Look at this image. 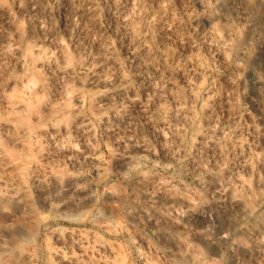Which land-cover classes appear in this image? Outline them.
Segmentation results:
<instances>
[{"label": "rangeland", "instance_id": "374dc122", "mask_svg": "<svg viewBox=\"0 0 264 264\" xmlns=\"http://www.w3.org/2000/svg\"><path fill=\"white\" fill-rule=\"evenodd\" d=\"M263 161L264 0H0V264H264Z\"/></svg>", "mask_w": 264, "mask_h": 264}, {"label": "bare ground", "instance_id": "6f19581e", "mask_svg": "<svg viewBox=\"0 0 264 264\" xmlns=\"http://www.w3.org/2000/svg\"><path fill=\"white\" fill-rule=\"evenodd\" d=\"M233 17H235V18H240L241 17V12H238V11H233ZM259 32V31H258ZM259 34V33H258ZM118 156H120V158L122 159V161L124 162V164H126V165H132V163L133 162H135L134 160H133V158L129 155V154H126V153H120ZM136 161H138V160H136ZM264 162V161H263ZM136 164V163H135ZM200 166H201V164H199ZM133 167V166H132ZM193 167V166H192ZM198 167V166H197ZM195 168H196V166H195ZM195 168H193V169H195ZM202 169V168H201ZM197 171V170H196ZM193 172V171H192ZM229 173V172H228ZM235 173V172H234ZM238 174V173H237ZM226 176V175H225ZM236 176V175H235ZM237 177V180H236V184H240L241 185V178H240V176L238 175V176H236ZM131 178V177H130ZM223 178V177H222ZM234 179V178H233ZM236 179V178H235ZM210 180V179H209ZM259 180V179H258ZM234 181V180H233ZM261 181V180H260ZM72 182V181H71ZM196 182H198V183H201V184H206V186H207V190H208V192L213 196V198L215 199V201H217V202H219V203H222V202H225V201H229V202H231V201H236V203H238L239 201H241L239 198H240V196H239V198H237L236 196H231L230 195V187L228 186V184L231 182H228V181H226V180H222V179H219V178H215L213 181L211 180V181H207V180H203V179H198ZM235 182V181H234ZM233 182V184H232V186L235 184ZM243 182V181H242ZM259 183V182H258ZM261 183V182H260ZM259 183V184H260ZM235 184V185H236ZM40 186V185H39ZM81 185H79V183H77L76 181H75V183H74V181L72 182V184L70 185V184H68V186H66L65 187V193H71V192H75V191H79L80 190V187ZM231 186V187H232ZM237 186V185H236ZM4 188L0 191V201H13V202H15V203H18V204H20V205H23L24 207L25 206H28L29 205V203L30 202H28L27 200H26V198H24L23 197V193L24 192H21L20 190H18L15 186H12V185H6V186H3ZM238 187H239V185H238ZM41 189H43V188H41ZM236 188H234L233 189V191L235 190ZM237 189H239V188H237ZM241 189V188H240ZM23 191V190H22ZM81 191V190H80ZM142 191V190H141ZM161 191V190H160ZM27 192V191H26ZM25 192V193H26ZM85 192H87V193H89L88 191H85ZM151 192V191H150ZM240 192V191H239ZM161 193V192H160ZM43 194V193H42ZM47 194V193H46ZM141 194V193H140ZM147 195L145 196L146 197V199L148 200V202L149 203H152L154 200H156V199H158V198H160L159 196L160 195H156V194H150V193H146ZM58 197H59V195H58ZM259 198H261V197H259ZM258 199V198H257ZM60 200V199H59ZM63 200V197H62V199H61V201ZM160 200V199H159ZM166 200V199H165ZM169 200V199H168ZM52 201H53V199H52ZM52 201H51V198H49L48 196L47 197H44V203L46 204V205H49L50 207H52L53 208V211H55V212H58L60 209H61V206H60V203H58L57 205L55 204L54 206H52L53 205V203H52ZM59 202V201H58ZM155 202V201H154ZM234 203V202H233ZM157 204V203H156ZM153 205V204H152ZM155 206V205H154ZM153 206V207H154ZM188 206V205H187ZM192 206V205H191ZM0 208H2V207H0ZM181 208V207H180ZM5 209V208H4ZM236 209V208H235ZM27 210V209H26ZM3 211V210H2ZM167 212H169V211H167ZM173 212V211H172ZM190 212V211H189ZM237 212V211H236ZM246 212V211H245ZM134 213H135V211H134ZM191 213V212H190ZM8 215V217H9V219H10V221L11 220H15V214L14 213H11V212H8L7 213ZM100 214V213H99ZM247 214H248V212H247ZM59 215H61V214H59ZM62 215L63 216H67V214H65V213H62ZM102 215V214H101ZM101 215H99V216H101ZM105 215V214H104ZM137 215V214H136ZM131 216V215H130ZM164 216V215H163ZM175 217V216H174ZM236 217V216H235ZM170 219H171V216L169 217ZM261 218V217H260ZM152 219V218H151ZM151 219H149V220H151ZM146 220V219H145ZM262 220V219H261ZM260 220V221H261ZM153 221V220H152ZM151 221V222H152ZM113 223H114V225H116L115 224V222L113 221ZM20 224V223H19ZM109 225V224H108ZM241 225V224H240ZM112 226V225H111ZM242 226V225H241ZM20 228L22 229V231H23V229H24V226H22V224H21V226H20ZM220 228V227H219ZM262 228V227H261ZM255 230V229H254ZM258 230V229H257ZM261 230V229H260ZM1 231V230H0ZM21 231V230H20ZM194 231V230H193ZM199 231H201V230H199ZM218 233L219 232H221V230L220 231H218V230H216ZM240 232H242V233H247V232H249V231H251V230H249V227H247V226H242L241 227V229L239 230ZM259 231V230H258ZM5 233V232H4ZM16 233H18V232H16ZM206 233V232H205ZM252 233V232H251ZM209 234V233H208ZM215 234V233H214ZM248 234V233H247ZM246 234V235H247ZM253 234V233H252ZM18 235V234H17ZM221 235V234H220ZM224 235V234H223ZM262 235V234H261ZM20 236V235H19ZM211 236V235H210ZM249 236H251V234H249ZM263 236V235H262ZM217 237V236H216ZM21 238V237H20ZM17 239V238H16ZM15 239V240H16ZM213 239V238H212ZM13 241L12 240V238H11V241H13V242H8L7 241V239L6 238H4L3 237V233H2V231L0 232V257H1V255H4V256H2L3 258L4 257H6L7 255H11V254H13V252H11V250H13L14 249V247H13V245L15 246V247H17V244H14V243H17L16 241ZM251 242L253 243V247H256V248H259V247H261L260 246V244H261V242H260V238H259V235L256 233H254L252 236H251ZM19 241V240H18ZM240 241V240H239ZM184 243V242H183ZM241 243V242H240ZM239 243V244H240ZM19 245V244H18ZM19 247V246H18ZM21 250V249H20ZM180 250V249H179ZM178 250V251H179ZM259 250V249H258ZM22 251H24V250H22ZM174 251V250H173ZM173 251H169L168 250V248L166 249H163V252L166 254V255H168V256H170V257H172V255L174 254L173 253ZM183 251V250H182ZM187 251V250H186ZM9 252H11V253H9ZM18 252H20V251H18ZM187 253H188V251H187ZM29 254V253H28ZM27 254V255H28ZM16 255V254H15ZM18 255V254H17ZM16 255V256H17ZM19 255H20V253H19ZM26 255V254H25ZM176 255H177V253H176ZM1 257V258H2ZM0 258V259H1ZM2 258V259H3ZM178 258H179V255H178Z\"/></svg>", "mask_w": 264, "mask_h": 264}]
</instances>
